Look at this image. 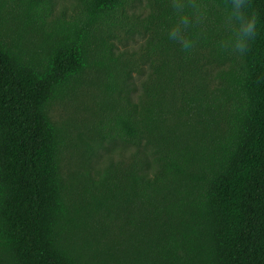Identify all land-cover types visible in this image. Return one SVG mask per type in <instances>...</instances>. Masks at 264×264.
<instances>
[{
	"label": "trees",
	"instance_id": "16d2710c",
	"mask_svg": "<svg viewBox=\"0 0 264 264\" xmlns=\"http://www.w3.org/2000/svg\"><path fill=\"white\" fill-rule=\"evenodd\" d=\"M136 1L0 0V264H264V0L243 57L215 9L186 56L168 0ZM85 87L110 155L76 196L52 110Z\"/></svg>",
	"mask_w": 264,
	"mask_h": 264
},
{
	"label": "rangeland",
	"instance_id": "374dc122",
	"mask_svg": "<svg viewBox=\"0 0 264 264\" xmlns=\"http://www.w3.org/2000/svg\"><path fill=\"white\" fill-rule=\"evenodd\" d=\"M75 1L54 0V16H62L64 11L70 14L73 11ZM149 2L150 0H137L136 10L138 12H146ZM12 28L15 32L24 34L29 40L38 35L35 23L23 24V21L18 20L16 23H12ZM39 40L41 42L42 37ZM115 41L119 51L126 49L140 50L145 43V39L142 36L127 39L121 33L120 37ZM38 43L39 41L34 45L25 46L30 49ZM93 79L96 80L97 77L94 76ZM96 88H99V86L96 85ZM89 92H91L89 88L85 87L80 92H76L70 98L59 103L52 110V117L61 128L65 138L63 151L64 171L68 181H72L73 188H76V196L78 192H81L78 180L83 179L86 174L93 175L101 167V164L109 162L110 155L103 146L106 142L101 139L103 130L98 127L101 115L96 109V100ZM94 93L98 94L99 92L96 91ZM102 97L104 96L100 95L97 98L102 100Z\"/></svg>",
	"mask_w": 264,
	"mask_h": 264
},
{
	"label": "clouds",
	"instance_id": "9594fccd",
	"mask_svg": "<svg viewBox=\"0 0 264 264\" xmlns=\"http://www.w3.org/2000/svg\"><path fill=\"white\" fill-rule=\"evenodd\" d=\"M167 7L174 17V22L167 29V37L186 56L195 50L197 37L204 36L203 26L209 21L210 9L219 14L218 30L227 33L217 43L221 51L243 57L251 50L261 31L260 16L253 10L252 0H228L223 6L215 0L211 5L202 0H168ZM193 28L201 29L196 37L189 34Z\"/></svg>",
	"mask_w": 264,
	"mask_h": 264
}]
</instances>
